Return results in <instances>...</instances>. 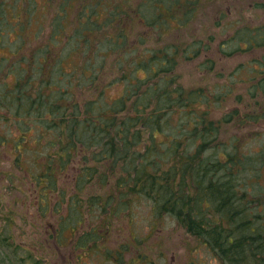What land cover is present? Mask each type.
<instances>
[{"label":"trees","instance_id":"obj_1","mask_svg":"<svg viewBox=\"0 0 264 264\" xmlns=\"http://www.w3.org/2000/svg\"><path fill=\"white\" fill-rule=\"evenodd\" d=\"M2 2L0 12L5 9ZM52 2L47 0V5ZM56 2L61 11H53L56 24L49 41L31 55L17 51L8 66H0V146L14 140L18 150L13 161L21 166L20 141L34 137L36 168L29 175L38 192L33 204L38 218L56 217L54 244H61L63 232L73 230L88 212L93 215L95 207L108 221L135 199H146L157 216L168 214L202 238L220 264H264V139L253 153L240 149L250 140L241 129L264 125V64L252 57L257 67L249 70V86L230 101L232 91L185 86L176 71L178 59L195 58L200 43H205L197 40L198 26L177 27L190 33L188 44H155L129 60L116 57L121 49L116 52L114 46L97 47L112 38L127 52L130 27L122 22L125 18L121 21L127 11L122 3ZM189 2L153 3L152 8L159 9L157 20L144 13L141 25L157 29V35L167 34L169 29L161 24L170 19L185 24L189 17H181L179 11ZM104 7L106 15L101 13ZM258 35L245 40L235 31L230 36L235 41L229 42L237 47L224 53L244 50L238 44L248 52L254 45L262 46ZM0 43L6 44L1 39ZM81 52L85 59L66 70L62 62ZM243 101L248 102L242 105ZM230 127L236 133L230 135ZM93 190L98 194H91ZM5 224L12 228L14 223ZM81 241L77 248L83 247ZM12 244L0 231V253ZM114 252L120 260L122 250L116 248L111 256ZM13 254V264H29L27 258L32 257Z\"/></svg>","mask_w":264,"mask_h":264},{"label":"rangeland","instance_id":"obj_2","mask_svg":"<svg viewBox=\"0 0 264 264\" xmlns=\"http://www.w3.org/2000/svg\"><path fill=\"white\" fill-rule=\"evenodd\" d=\"M52 1L50 4L52 6L49 7L47 0H3L2 6L5 9L0 12V39L6 44L0 43V66H8V62L12 61L17 51L22 55H31L33 50L49 41L53 26L56 24L54 15L59 9L61 11L57 4L59 1ZM104 1L111 5L115 2L122 3L127 10L126 14L122 13L121 16V21L125 18L122 22L130 27V38L126 39L125 44L127 52L119 47L120 44H115L112 38L103 39L105 44L100 42L97 46L103 50L114 46L118 49H115L116 52L121 49L116 57L124 56L132 60L144 50V47L152 45L159 47L162 43L170 41L188 44L185 41H191L190 33L178 31L177 27L198 26L197 40L203 39L205 42L200 43L198 49L200 53L186 61L178 59L176 64V71L185 86H204L211 91L226 89L233 92L229 100H235L238 92H245L249 86L250 76L253 75L249 71H252L251 66L257 67L252 63V57H257L260 63L264 64V44L254 45L255 48H249L251 50L249 52L246 46L238 44V47L244 50L240 48L232 55L224 53L237 47L235 42H229L235 41L230 40L232 38L230 36L237 30L244 35L245 40L254 37L257 32L258 39L261 36L263 39L260 37L259 40H264V0H190L187 7L179 11L181 17H189L188 21L183 25L172 19L163 22L161 25L169 29L168 33L163 35H157V29L152 28L150 31L149 26L141 25L144 13L149 19L156 18V10L159 9L157 7L153 9L152 4H158L161 0ZM54 2L56 4L53 6ZM101 13L107 14L106 7ZM70 15V12L65 14L63 19L65 25L69 23ZM168 18H173L170 12ZM119 25L116 27L119 28ZM153 26L157 27L154 24ZM65 39L59 42L58 48ZM134 46L137 49H131ZM61 51L63 54L67 52L66 49ZM80 54L82 56L73 55L64 60L63 67L69 70L73 63L84 60L86 55L82 52ZM209 60H213L212 65ZM127 63L124 61V64ZM208 66L212 68L208 70ZM245 102L248 101H243L242 105ZM259 127L241 129L243 136L250 137L245 146L243 142L241 143V150L253 153L259 149L264 139V125ZM7 130L11 131L9 127ZM232 130L234 129L230 127V135L236 133ZM14 134L16 137L17 130ZM20 143L24 148L21 166L14 164L13 161V154L18 150L14 148L16 144L14 140H7L0 146V231L13 243L10 248L4 250V253H0V264L14 263L13 251H17L18 255L25 258L31 255L32 257L26 261L29 264H37L36 261H39L38 264H220L202 238L190 234L168 214L157 216L146 199L138 201L135 199L130 206L128 204L125 212L112 216L108 221L104 220L106 215H100V211L95 207L93 215L88 212L80 223H76L73 230L67 229L63 232L61 244L57 242L54 244L51 236L55 234L58 226L56 217L48 215L38 218L37 205L33 204L37 201L35 197L38 192L33 178L29 175L33 174L36 168L32 149L34 137ZM1 172L6 173L7 178H4ZM98 192L93 190L90 193ZM249 197L255 198L250 194ZM258 200L260 197L257 196L255 204ZM87 210L90 209L87 207ZM109 214L112 215L111 212ZM10 221L14 223L12 228L6 227L5 224ZM105 222H109L110 226L107 227ZM94 229L95 234L88 235L89 231ZM86 236L89 239L87 243ZM79 241L83 243V247L77 248ZM116 248L122 250L120 260H117L116 252L111 256Z\"/></svg>","mask_w":264,"mask_h":264},{"label":"flooded vegetation","instance_id":"obj_3","mask_svg":"<svg viewBox=\"0 0 264 264\" xmlns=\"http://www.w3.org/2000/svg\"><path fill=\"white\" fill-rule=\"evenodd\" d=\"M209 1V0H208ZM222 20H219V22H221Z\"/></svg>","mask_w":264,"mask_h":264}]
</instances>
